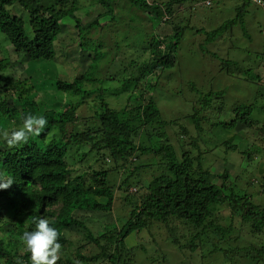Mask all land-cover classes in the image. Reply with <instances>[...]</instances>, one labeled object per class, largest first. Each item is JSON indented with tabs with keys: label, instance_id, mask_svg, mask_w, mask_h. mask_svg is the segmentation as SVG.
<instances>
[{
	"label": "trees",
	"instance_id": "16d2710c",
	"mask_svg": "<svg viewBox=\"0 0 264 264\" xmlns=\"http://www.w3.org/2000/svg\"><path fill=\"white\" fill-rule=\"evenodd\" d=\"M116 1L0 0V34L3 36L0 37V120L6 119L16 128L22 125L23 117L29 113L46 116L49 121L37 137L40 144L29 140L26 145L8 148L0 141V180L6 177L14 180L8 189L0 190V214L6 207L13 220L6 222L0 216V264H31L28 253L10 246V240L18 241L14 231L8 234L3 228L8 223L15 228V220L23 219L26 224L20 227L30 231L34 228L31 221L37 216L49 218L60 231L59 242L63 251L57 264H136L137 246L128 247L126 239L140 231L136 225L139 217L143 221V229L153 236L154 244V235L162 232L163 228L168 242L179 251L186 248L194 252L204 242L209 248L210 261L216 262L221 256L227 264H235L233 256L229 257L238 249L229 246L232 229L236 223L242 222L253 235L261 233L264 230V204H254L250 195L235 193L231 187L237 183L239 176L232 184L228 169L216 175L204 168L201 160L211 150H202L199 142L201 136L206 132L209 135L214 128L234 130L237 126H244L257 132L263 146L258 147L238 135L220 142V146L225 152L246 153L250 160L260 151L264 153V125L251 118L252 105L227 109L221 101L224 91L200 92L198 85L187 80L180 83L181 91L178 92L182 107L172 118L162 117L156 105L160 96L155 91L159 84L157 71L174 66V56L178 53L183 33L189 29L187 27L176 28L173 38L158 37L148 42L143 52L149 53V59L142 64L130 60V71L122 69L128 71L129 76L122 82L116 73H109L107 69L103 71L99 60L106 53H102L101 44L89 38V33L101 29L100 19L104 14L113 13L112 6ZM126 1L133 11L144 14L151 26L170 22L172 4H183L186 8L184 4L190 3L187 8L194 11L209 9L220 2ZM82 2L96 8L87 23L79 18ZM237 3L240 4L235 7L236 15L217 28H192L198 36L203 35L201 44L221 39L219 47H224V43L230 45V39L225 36L232 28L238 27L246 34L247 8L251 5L264 11V0L260 3L241 0ZM14 6L26 11L27 21L12 13ZM66 19L74 23L79 47L89 53L88 69L80 78L56 81V88L64 95L63 108L48 109L40 114L36 100L30 98L33 86L25 80L13 81L9 76L12 65L6 46L8 43L13 46L17 64L39 60L54 62L55 42ZM246 36L252 40L250 35ZM113 45L119 49L116 42ZM216 54H203L202 58L215 59L218 58ZM260 54L257 56L262 57ZM241 62L233 58L221 59L219 71L228 73L243 69L244 72H252L250 67L260 69L249 60L246 64L242 62L244 67H241ZM253 76H248L246 81L257 85L264 80L260 75ZM154 80L156 83L150 85ZM112 82H116L112 90L110 86L103 87L104 83ZM149 86L153 90L149 91ZM110 91H113L117 103L123 102L120 108L112 107L105 99ZM139 96L142 97L140 103ZM10 101L17 106L10 107ZM260 109L264 110V107ZM145 128L150 133L146 132L145 137L137 142ZM174 128L178 129V136H174L179 143L177 149L171 145L167 133ZM235 139L240 143H250V147L246 151L239 150L240 145L233 144ZM207 142L215 145L211 140ZM142 168L155 172L147 182L139 178ZM218 178L222 179L221 184L216 182ZM251 182L258 183L257 193L263 195L264 175L260 176L259 182L256 179ZM116 191L124 194L122 205L128 208V214L120 220L119 227L96 237L81 217L83 214L111 212ZM101 198L105 199V203L99 201ZM225 209L229 218L226 227L217 222V214ZM73 229L81 233L75 240L69 235ZM139 249L146 250L143 245ZM243 259L244 264L247 259L253 264L264 263V245L256 249L255 255L246 254ZM149 261L155 263L152 259Z\"/></svg>",
	"mask_w": 264,
	"mask_h": 264
},
{
	"label": "rangeland",
	"instance_id": "374dc122",
	"mask_svg": "<svg viewBox=\"0 0 264 264\" xmlns=\"http://www.w3.org/2000/svg\"><path fill=\"white\" fill-rule=\"evenodd\" d=\"M151 1L168 3L169 0ZM240 1L220 0V2L215 5L213 4L209 9H195L194 11L187 8L190 3H185L184 7L186 8L183 9L180 8L183 7V4H172L173 13L168 20L170 22H161L159 25L151 26L144 14L133 11L126 0H118L112 6L113 13L104 14L100 19L101 29L91 31L89 38L101 44L102 53H106L104 58L99 60L101 65H103L101 69L103 71L107 69L109 73H116L122 82V80L127 79L129 76L128 71L122 69L130 71V60L142 64V62L149 59V53L147 51L143 52V47L148 42L158 37L173 38L172 36L175 34L176 28L187 27L189 29L183 33V39L180 42L178 53L174 56V66L164 71L160 69L158 71L156 70L159 73L157 74L159 84L155 91L160 96L159 100L155 101L162 117L170 119L182 107L181 96L178 92L181 91L180 83L183 80H187L196 86L198 85V88H201L200 92L210 90L213 92L224 91L225 95L221 101H223L227 109L239 105H252L254 110L251 118L259 125H264V110L260 109L264 107V80L262 79L257 85L246 81L248 76L251 77L253 74L260 75L264 78V55L260 54L264 53V11L262 8L251 5L247 8L248 14L245 17L246 34L244 35L243 31L238 27L232 28L228 35L225 36L230 39L231 44L227 45L224 43V47H219L221 39L215 42H209L206 45L201 44L203 42V35L198 36L192 30V28L204 30L217 28L218 25H221L236 15L235 7L237 4H240L237 3ZM80 5L82 6L79 11V18L83 23L91 21L96 8L84 2ZM177 8L178 10H176ZM190 12H194L195 14L191 15ZM12 13L23 17L27 21V13L21 7L14 6ZM61 26V33L55 42L56 58L54 62L39 60L24 65L17 64L15 50L12 45L6 42L8 43L6 53L12 65L8 74L13 78V81L25 80L33 86L34 90L30 98L36 100L40 107V114L48 109H62L64 95L56 88V81H72L73 79L80 78L87 71L89 65V53L79 47L78 33L74 27V23L66 19L62 22ZM246 35H250L252 40H249ZM0 37L3 38L2 34H0ZM113 42L118 44L119 49H115L116 47L113 45ZM229 47L230 49L228 50ZM215 52L218 58H202L203 54L207 56L208 53ZM257 54L262 55V57H258ZM229 58H233L235 61L242 60L245 64L249 60L253 66L260 67V69L250 67L252 72H244L243 69L240 72L228 71L230 75L225 71L220 72V60ZM242 62L241 67H244ZM248 65L252 66L250 64ZM118 67L122 68L118 69ZM96 79H98L97 76ZM115 83H104L103 87L108 88L110 86L112 90L113 87H116ZM150 83V85H153L156 82L154 80ZM96 86L97 84L95 88ZM146 86V89H148V84ZM83 87L86 89L84 85ZM152 88L149 86V91L153 90ZM194 96L195 94L192 93V97ZM148 97L149 94L146 99ZM105 99L114 108H120L121 103L123 104V102L117 103V98L113 94V91L107 93ZM121 100L123 101L124 97ZM141 100L142 97L139 96L138 102L140 103ZM9 106L13 107L17 106V104L10 101ZM228 117L229 114L225 118L227 119ZM188 125L190 126V124ZM0 128L9 132L17 129L6 119L0 120ZM146 130L145 128L137 142L145 137L146 132L150 133ZM167 133L170 135L171 145H174L175 149H177L179 143H177L174 136H178V129L167 130ZM206 133L201 136L199 145L202 150L208 148L211 151L204 154L201 160L203 167L216 175H221L224 169H228L229 175L232 176L230 179L232 184L234 178L239 176L237 183L231 187L235 193L250 195L254 204H264V194L260 195L257 193L258 183L255 185L251 182L254 179L259 182L260 176L264 175L263 151H260L256 157L249 160L246 153H237L232 150L225 152L224 148L220 146V142L231 139L234 135L251 141L257 144L258 147L263 146L261 140L257 137V132L255 130L249 131L244 126H237L234 130L217 127L209 135ZM30 140L40 144L37 137H32ZM208 140L214 142L215 145L208 144ZM233 144L240 145L239 150L243 151H246L250 147V143H243V141L240 143L238 139L233 140ZM144 162L148 163L150 161ZM139 175L141 181L147 182L155 175V172H151L147 168H142L139 171ZM112 177L113 174L110 179ZM216 182L221 184L222 179L218 178ZM112 183L115 184L116 182L112 181ZM115 193V201L111 212L83 214V217H81L96 237L103 235L104 232L116 229L117 226L119 227L120 220L128 214V208H124L122 205L124 194L118 191ZM99 201L105 203V199L103 198L99 199ZM227 214V209L217 214V222L225 227L228 225L227 222L229 220L228 216H226ZM0 216L3 221H13L6 207L2 209ZM14 224L15 228L11 223H8L4 226L3 230L6 233L14 231V237H17L18 241L10 240V246L22 252L23 248L19 241V236L25 230L20 226L26 223L23 219H16ZM142 224L143 221L139 217L136 225L140 231L135 235H130L126 239L128 247L137 246V251L135 252L136 264H152L149 259L155 261L154 264H227V260L221 256L216 262L210 261L209 248L204 242L194 252H189L186 248L179 251L178 248H175L168 242L166 232L163 228L161 230L162 232H157L154 235L156 240L154 244L152 241L153 236L146 229H143ZM154 230L157 229L155 228ZM261 233L253 235V232L245 224H242V222L236 223L230 235L231 245H229L238 248L235 253L229 255V257L233 256L232 258L235 264H244L245 261L243 258L246 254L249 256L255 255L256 249L264 245V230ZM69 235L72 240H75L81 236V233L80 230L73 229ZM9 236L11 237V235ZM141 245L144 246L145 251L139 249ZM245 264H253V262L247 259Z\"/></svg>",
	"mask_w": 264,
	"mask_h": 264
},
{
	"label": "clouds",
	"instance_id": "9594fccd",
	"mask_svg": "<svg viewBox=\"0 0 264 264\" xmlns=\"http://www.w3.org/2000/svg\"><path fill=\"white\" fill-rule=\"evenodd\" d=\"M48 123L46 116L29 113L23 117L22 125L17 129L9 132L0 128V141L8 148L26 145L32 137H39ZM13 183L11 177L0 180V190L8 189ZM31 223L34 228L23 231L19 236L23 251L29 254L31 264H57L63 251V245L59 242L60 231L49 218L42 216L33 217Z\"/></svg>",
	"mask_w": 264,
	"mask_h": 264
},
{
	"label": "built area",
	"instance_id": "2783aa9c",
	"mask_svg": "<svg viewBox=\"0 0 264 264\" xmlns=\"http://www.w3.org/2000/svg\"><path fill=\"white\" fill-rule=\"evenodd\" d=\"M252 1L255 2V3H260V0H252Z\"/></svg>",
	"mask_w": 264,
	"mask_h": 264
}]
</instances>
